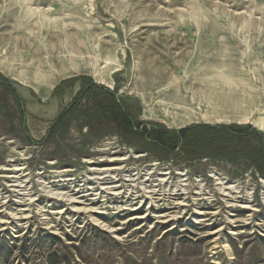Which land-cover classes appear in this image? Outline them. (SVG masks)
<instances>
[{"label": "rangeland", "instance_id": "1", "mask_svg": "<svg viewBox=\"0 0 264 264\" xmlns=\"http://www.w3.org/2000/svg\"><path fill=\"white\" fill-rule=\"evenodd\" d=\"M115 103L264 136V0H0V264H264L260 136Z\"/></svg>", "mask_w": 264, "mask_h": 264}, {"label": "trees", "instance_id": "2", "mask_svg": "<svg viewBox=\"0 0 264 264\" xmlns=\"http://www.w3.org/2000/svg\"><path fill=\"white\" fill-rule=\"evenodd\" d=\"M94 86L100 88L98 85ZM107 92L110 96L114 95L110 91ZM110 108L111 109L108 114L112 115L115 121L118 122L120 119L123 120V122H121L124 128L123 131H125L128 135L138 136L146 142H148L149 139L152 145H155L162 151H170L168 148H170L169 146H172L173 143L183 142L185 144L189 139H195L196 141L200 139L209 140V145L203 141H199V144H201L203 148L216 149L217 151H224L227 149L234 150L235 146L238 144H244L246 148H252L253 146L245 140V137L247 136L245 132L249 131L251 135L260 136L262 140L261 147L256 148L255 152L264 160V136L251 126H211L207 124H200L183 128L178 131L170 130L165 127H161L159 130L144 129L139 131L135 122L120 105L115 103L112 104Z\"/></svg>", "mask_w": 264, "mask_h": 264}, {"label": "bare ground", "instance_id": "3", "mask_svg": "<svg viewBox=\"0 0 264 264\" xmlns=\"http://www.w3.org/2000/svg\"><path fill=\"white\" fill-rule=\"evenodd\" d=\"M262 183H264L263 181H262ZM109 232V231H108ZM110 232H112V231H110Z\"/></svg>", "mask_w": 264, "mask_h": 264}]
</instances>
